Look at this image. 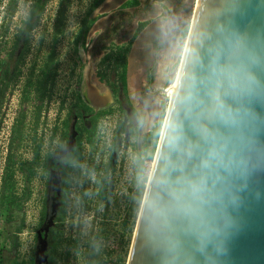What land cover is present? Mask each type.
<instances>
[{
  "label": "water",
  "instance_id": "water-1",
  "mask_svg": "<svg viewBox=\"0 0 264 264\" xmlns=\"http://www.w3.org/2000/svg\"><path fill=\"white\" fill-rule=\"evenodd\" d=\"M235 3L195 0L127 264H264V0Z\"/></svg>",
  "mask_w": 264,
  "mask_h": 264
},
{
  "label": "flooded vegetation",
  "instance_id": "flooded-vegetation-1",
  "mask_svg": "<svg viewBox=\"0 0 264 264\" xmlns=\"http://www.w3.org/2000/svg\"><path fill=\"white\" fill-rule=\"evenodd\" d=\"M46 1L29 0L24 13L17 20L12 9L8 10V22L0 36L1 90L9 89L11 83L20 79L21 66L29 51L30 33L43 14ZM148 2L149 0H144L142 5L147 7ZM41 5L43 10L39 15L37 13ZM58 5L60 10L61 0ZM145 15H138L137 11H133L132 14L126 13L124 18L119 17L114 24V31L111 33L113 35H108L106 39L112 36L123 40L126 34H130L134 29L133 20L138 17L135 30H139L130 38L131 44L127 54L131 56L135 37L147 27L145 24L139 28V24L148 22L143 20ZM120 30L124 32L121 36L118 35ZM51 36L55 41L54 35ZM155 40L156 38L151 37L147 41L149 42L147 52L154 48ZM52 45L54 47L45 54L44 61L39 66L40 70L37 71L40 76L36 79L30 72L28 73L30 76L23 81V103L30 101L29 93L33 95V103L37 100V104L41 96L55 97L51 93L57 77L53 53L55 44ZM102 45L93 43L86 47L83 41L76 45L77 55L81 61V67L76 75L77 95L80 101L67 105L61 124L51 129L50 148L47 155L42 158L40 167L45 174V180L35 210L36 223L31 237L32 247L29 255L19 259L17 264L128 262L136 234L140 186L144 184L145 193L152 169V155L148 153L152 139H148V136L152 133L150 129L157 115V107H150L149 114L135 106L127 107L121 100V94L110 85H106L110 91L109 98L99 94V90L93 84L94 78L98 84L100 83L97 73L98 64L105 54H101ZM86 53H89L90 58L83 59ZM49 59H52L50 65L52 70L50 69L49 81L42 94L40 84L41 80H44ZM142 59L146 69L143 77L145 84L140 80L137 100H141L144 93L146 95L154 93L150 89L154 68L150 62L147 64L143 55ZM92 67L96 69L93 70ZM48 88L50 92H47ZM144 89L146 91L142 92ZM126 95L131 99L127 77ZM129 102L131 103L130 100ZM114 105H117V109L113 108ZM68 146H71L69 150L66 149ZM21 181L18 192L15 184L13 186L16 199H21L18 200L20 208L18 206L12 208L13 217L8 223H4L2 217L0 239L3 245H0V264H16L15 260L17 261L16 252L20 246V236L25 223V205L31 200L32 195L31 181L29 183H24L23 179ZM25 188L28 189L29 196L22 201L19 197L23 196Z\"/></svg>",
  "mask_w": 264,
  "mask_h": 264
},
{
  "label": "rangeland",
  "instance_id": "rangeland-1",
  "mask_svg": "<svg viewBox=\"0 0 264 264\" xmlns=\"http://www.w3.org/2000/svg\"><path fill=\"white\" fill-rule=\"evenodd\" d=\"M28 1L29 0H0V36L4 26L7 25L6 22H8V10L12 9V13H15L17 20L24 13V8ZM93 1L94 0H68L67 11H65L63 17L59 18V0H47L43 14L30 33L28 43L29 51L21 66L20 79L11 83L9 89L3 88V96L0 103V186L3 168L5 167L7 157H10L13 168L15 169L14 180L16 191L18 192L22 184L21 175L18 172V164L21 161L31 160L34 156V148L37 145L40 146L38 165L35 166V173L30 183L32 193L31 200L25 205V223L22 229L23 233L20 236V246L16 252L18 255L17 261L15 260L16 264L19 259L26 258L29 255L32 247L31 237L36 223L35 210L45 180V174L40 167L42 158L47 155L50 148L51 129L61 124L67 105L72 102L80 101L77 95L76 75L81 67V61L77 55V44H75V39L81 27L82 20L93 4ZM194 4L195 0H162L160 3L154 1L150 3L149 6L152 9L157 7L161 13L154 19L147 20V23L140 24L142 27L145 24H147V27L154 24L158 26L152 34L148 35L143 43L144 46L140 47L138 51V62L143 61L141 60L143 55L147 64L149 62L150 65L152 64L154 74L150 89L154 91V93L152 95H146L144 93L141 95V100H137L140 79L138 81L137 79L132 80L130 76L128 87L131 99L127 98L126 89L124 90L121 88L118 90V93L121 94V100L127 107L135 106L138 109H143L148 114L150 112V107H157V115L150 130L152 133H157L158 138L171 96L169 88L173 84L175 75L178 71L186 38V35L183 36V31L185 29L188 31ZM13 21L15 22V19ZM51 34L54 35L55 41L52 40ZM151 37H153V39L156 38L154 41V48H152L150 52H147V45L149 43L147 41L150 40ZM52 44H55L53 53L55 56L54 69L57 77L55 79L54 88L51 89V93L55 97L44 98L41 96L39 104H37V100L36 103H33V95L29 93L28 96L30 97V101L23 103V81L26 77L30 76L28 74L30 72L31 76H35L36 79L40 76V73L37 71L40 70L39 66L43 63L45 54L51 51V47H54ZM109 48L110 50L107 52L108 47L102 46L100 48L101 54L102 52L103 54L105 53L104 55L110 52L115 53L111 50L112 46ZM103 57L104 56H102L98 64L97 74L100 83L98 84L96 82L97 79L94 78L95 83L93 84L94 87L99 90L100 95L106 85L113 84L114 82V84L117 85L119 81L118 76L120 74V69L115 67L112 61L109 63H102ZM127 57L130 61L131 56L127 55ZM85 58H90L89 53L85 55ZM142 65H144V62ZM135 70H143L144 73L146 70L145 65L144 67H137ZM93 77L94 76H92V78ZM141 80L142 83L145 84L143 77ZM144 91H146V89L142 90V92ZM47 92H50V88L47 89ZM139 101H141V103ZM113 108L117 109V105H114ZM15 127L20 128V137L18 139H15L16 134L13 133ZM158 138L152 139L149 145L148 153H151L152 161ZM140 188L139 208L144 194V184H141ZM139 208L137 209V215ZM2 224L0 208V233ZM126 240L128 241V239ZM1 244L3 245V241L0 239V245ZM126 250L128 251V243Z\"/></svg>",
  "mask_w": 264,
  "mask_h": 264
},
{
  "label": "trees",
  "instance_id": "trees-1",
  "mask_svg": "<svg viewBox=\"0 0 264 264\" xmlns=\"http://www.w3.org/2000/svg\"><path fill=\"white\" fill-rule=\"evenodd\" d=\"M103 0H94L93 4L90 6L89 10L87 11V14L85 15V17L82 20L81 23V27L78 31L77 37L75 39V44H77L79 41H83L86 37V34L90 28V26L92 25L94 19L90 18L91 13L94 11V9L102 2ZM68 7V0H61V5H60V10H59V18L63 17V14L66 11V8ZM43 10V6L41 5V9L40 11L37 13L40 15V13ZM38 15V16H39ZM60 20V19H59ZM140 28H142V25H140ZM187 34V29H185L183 31V36H185ZM129 49L128 48L121 50L117 53H109L106 54L103 59H102V63H109L110 61H112L114 63V66L120 69V74L118 76V83L116 84H110V86L116 91L118 92L119 89H126V66H127V62H126V57L125 55L127 54ZM52 59H49V61L47 62L46 65V73L44 75V80H41V93L43 94V91L45 90L47 83L49 81V72H50V65H51ZM52 70V69H51ZM3 96V90L0 89V103H1V99ZM37 118V117H36ZM13 133L16 134V138L18 139L20 137V128L19 127H15L13 130ZM157 139L158 135L157 133H150V135L148 136V139ZM149 141V140H148ZM148 144V143H147ZM39 148L40 146L37 145L34 150H33V158L29 161L25 160V161H21L18 164V172L21 174L22 179L24 181V183H29L35 173V166L38 165V161H39ZM14 175H15V169L13 168V163L10 160V157H7L6 160V164L5 167L3 168V173L1 176V190H0V208H1V214L3 217V221L4 223H8L11 218L13 217V209L18 206V208H20L19 205V201L21 199H16L14 193H13V186L15 184V180H14ZM29 196V192L28 189L25 188V191L23 192V196L19 197L22 198V201H25Z\"/></svg>",
  "mask_w": 264,
  "mask_h": 264
},
{
  "label": "crops",
  "instance_id": "crops-1",
  "mask_svg": "<svg viewBox=\"0 0 264 264\" xmlns=\"http://www.w3.org/2000/svg\"><path fill=\"white\" fill-rule=\"evenodd\" d=\"M143 1L144 0H103L94 9V11L91 13L90 18H93L94 21H93L92 25L90 26V28L86 34L84 45H86V47H90L93 43H102L103 44L102 46L108 47L107 52H109V50H110L109 47L112 46L111 50L115 53H116V51L119 52L121 50L128 48V46L131 44L130 38L135 36L137 31L139 30V29L135 30L136 25L138 23V17L133 20L134 21V29L132 30V32L130 34L127 33L123 40H118V38L112 37V36L110 38H107V39H106V37L108 35H113L111 33H113V31H114L113 30L115 27L114 24L117 22L119 17H123L124 15H126V13L132 14L133 11H137L138 15L146 14L145 17L143 18V20H145V21L150 20V19H154L158 14L161 13V11L157 7L155 9H152L149 5L152 1H154L156 3L157 2L160 3L162 0L161 1L149 0L147 7L142 5ZM154 6H155V4H154ZM157 26L158 25H155V24L151 25V29L149 30L147 37H148V35L152 34L155 31ZM140 32H138V34ZM123 33L124 32L122 30H120L118 35L121 36ZM138 34H137V36H138ZM147 37H146V39H147ZM142 46H144V44ZM138 53L135 54V56L133 58L134 60L132 59L131 65H130V61L127 57V54L125 55L126 62H127L126 76L128 77L129 67H131V71H130L129 76L131 77L132 80L137 79V81L139 79L141 80V78L144 77V74H145V72L143 73V70H141V71L135 70L137 67H140V66L144 67V65H142L143 61L138 62V59H139ZM102 55H103V52H102ZM84 58H85V56H83V59ZM141 60H143V59H141ZM95 69L96 68H93V70H95ZM101 95L105 98L110 97V91L108 90L107 87H105V89L102 90Z\"/></svg>",
  "mask_w": 264,
  "mask_h": 264
},
{
  "label": "snow or ice",
  "instance_id": "snow-or-ice-1",
  "mask_svg": "<svg viewBox=\"0 0 264 264\" xmlns=\"http://www.w3.org/2000/svg\"><path fill=\"white\" fill-rule=\"evenodd\" d=\"M220 7L213 9V16H220L225 12H232L237 8L235 0H219ZM264 139V138H262Z\"/></svg>",
  "mask_w": 264,
  "mask_h": 264
},
{
  "label": "bare ground",
  "instance_id": "bare-ground-1",
  "mask_svg": "<svg viewBox=\"0 0 264 264\" xmlns=\"http://www.w3.org/2000/svg\"><path fill=\"white\" fill-rule=\"evenodd\" d=\"M194 11H195V9H194ZM184 47V46H183ZM134 58V57H133ZM134 60V59H133ZM178 73V72H177ZM177 73H176V75H175V78H174V82H173V84L171 85V87L169 88V92L171 93V96H172V92H173V88H174V85H175V81H176V77H177ZM170 96V97H171ZM97 98V97H96ZM96 102H98V100L97 99H94ZM100 101H101V99H99ZM152 167V166H151Z\"/></svg>",
  "mask_w": 264,
  "mask_h": 264
},
{
  "label": "built area",
  "instance_id": "built-area-1",
  "mask_svg": "<svg viewBox=\"0 0 264 264\" xmlns=\"http://www.w3.org/2000/svg\"><path fill=\"white\" fill-rule=\"evenodd\" d=\"M2 176V175H1Z\"/></svg>",
  "mask_w": 264,
  "mask_h": 264
}]
</instances>
